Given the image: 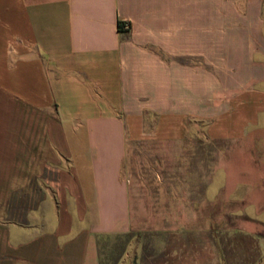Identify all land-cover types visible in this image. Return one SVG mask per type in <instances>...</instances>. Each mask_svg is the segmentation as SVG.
Wrapping results in <instances>:
<instances>
[{
  "label": "crops",
  "instance_id": "0c3cea01",
  "mask_svg": "<svg viewBox=\"0 0 264 264\" xmlns=\"http://www.w3.org/2000/svg\"><path fill=\"white\" fill-rule=\"evenodd\" d=\"M256 140L264 200V0H0V264H101L102 237L166 240L175 226L147 217L183 212L186 185L216 200V151L214 176L167 170L240 143L249 188Z\"/></svg>",
  "mask_w": 264,
  "mask_h": 264
},
{
  "label": "rangeland",
  "instance_id": "374dc122",
  "mask_svg": "<svg viewBox=\"0 0 264 264\" xmlns=\"http://www.w3.org/2000/svg\"><path fill=\"white\" fill-rule=\"evenodd\" d=\"M233 15L234 10L218 2V16ZM205 127L206 122H195L190 126ZM214 150L217 156L216 200L206 199L208 189L203 186L186 185L185 199L178 202L184 208L183 212L170 213L164 218L161 212H154L153 217H147L154 224H161L163 219L169 221L176 228L171 229L175 235L171 233L170 239L166 240L154 235L135 234L102 237L99 240L101 264H130L135 257L143 259L141 264H197L198 260L201 264H264V212H258V208L264 206V200H260L257 194V168L252 169L253 162L258 160L257 140L250 143L249 177L255 181L249 188L241 184L245 170L242 168L240 143L219 144L212 148L210 164L200 160V153L194 156L193 147H190L185 153L186 167H173L167 170V175L193 179L214 176ZM160 173L155 171L154 175ZM138 219L146 220V217L139 216ZM177 235L182 237L180 243L184 241V249L179 252V257H171L163 252V246L166 243L174 246ZM135 246L138 250L132 249ZM198 246L201 247L200 258L196 250L194 253V247Z\"/></svg>",
  "mask_w": 264,
  "mask_h": 264
}]
</instances>
